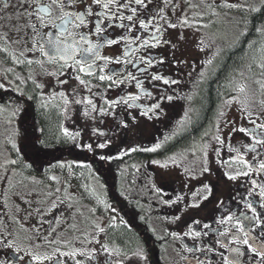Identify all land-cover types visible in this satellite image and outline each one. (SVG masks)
I'll return each mask as SVG.
<instances>
[{
  "label": "flooded vegetation",
  "instance_id": "obj_1",
  "mask_svg": "<svg viewBox=\"0 0 264 264\" xmlns=\"http://www.w3.org/2000/svg\"><path fill=\"white\" fill-rule=\"evenodd\" d=\"M0 32V264H264V0H0Z\"/></svg>",
  "mask_w": 264,
  "mask_h": 264
},
{
  "label": "snow or ice",
  "instance_id": "obj_2",
  "mask_svg": "<svg viewBox=\"0 0 264 264\" xmlns=\"http://www.w3.org/2000/svg\"><path fill=\"white\" fill-rule=\"evenodd\" d=\"M76 2H77V0H71L70 3H69V0H58V6L70 7L72 5H75ZM115 2H116V0H112V3H115ZM24 3L28 4V5H39L40 0H24ZM99 3L101 6H103L105 8V11L107 12L108 11V0H99ZM136 3L143 5V0H136ZM88 14L91 15V12H89ZM35 15H40L41 19L44 21L43 26H47V21L45 18L50 17L51 15H53V13H52L50 7H47V8L37 7L35 12L29 13V18H31L32 16H35ZM72 21H73L72 14H70V13L64 14V22L58 23L57 27L59 30L64 31L69 27H75V26L82 25L85 23L84 18L82 16H76L74 18V22H72ZM32 27H33V31H36L37 28L40 27V25L33 24ZM141 28H146V26L142 24ZM157 31H159V29H157ZM147 44H148V42L145 41L143 46H147ZM77 54L79 55L80 53H77ZM84 55H85V57L93 56L92 48L89 47L88 51L86 53H84ZM93 59H94V57H93ZM117 62L119 63V61H117ZM84 63L87 65V67L80 68V71L84 74H88L90 72L94 73L95 69H94V66L92 64V61L85 59ZM155 79H160V77H155ZM165 83H167V81H165ZM241 92H243V89H241ZM89 103H91V101H89ZM65 135H67V133H65ZM244 135H249V133L244 132ZM262 143H264V141H262ZM158 150H159L158 148H152L150 151L156 152ZM247 151L252 152V151H254V149L248 148ZM165 166L166 165H161V167H165ZM261 167L264 168V164H262ZM228 178L234 179V177H231V176H229ZM195 206L198 207L199 205H195ZM261 207H264V205H261ZM253 216H255V213H253ZM249 219H251V218H249ZM231 220H232V217H229V219L227 221H224V223H229ZM236 227L239 228L240 226L236 225ZM240 231L242 234L244 233L243 228H241ZM225 236H227V233H225ZM236 242L239 243V241H236ZM243 243L246 244L247 241H243ZM235 254L240 255V253H238V252H236ZM37 264H39V262H37Z\"/></svg>",
  "mask_w": 264,
  "mask_h": 264
},
{
  "label": "rangeland",
  "instance_id": "obj_3",
  "mask_svg": "<svg viewBox=\"0 0 264 264\" xmlns=\"http://www.w3.org/2000/svg\"><path fill=\"white\" fill-rule=\"evenodd\" d=\"M0 34H1V32H0ZM258 62H259V59H258ZM255 63H257V62L254 61V64ZM260 63L263 64V61L261 60V58H260ZM257 66L259 67L261 65L256 64V66H254L255 70H257ZM255 85H258L260 90L263 88L262 90L264 91V84L259 85L258 82H256V83L249 82V93L251 92L252 87H254ZM263 91H261L260 97H261V102L264 104V92ZM261 94H263V95H261ZM237 112H238L237 108L234 107L233 105H231L230 107H227L226 109L222 108V110H221L222 114L227 113V115H224V116H226V118H228L229 121H234V122H236V121H238V119H240V116L238 115ZM7 116H9V115H2L1 117H4L5 120L8 121ZM1 117H0V161L2 160V154H4V148H5L4 147L5 146L4 138H6V133H7V129L5 127L7 123L3 119H1Z\"/></svg>",
  "mask_w": 264,
  "mask_h": 264
}]
</instances>
